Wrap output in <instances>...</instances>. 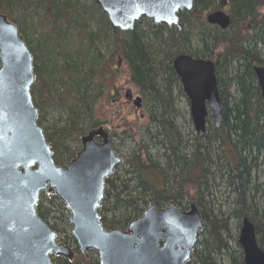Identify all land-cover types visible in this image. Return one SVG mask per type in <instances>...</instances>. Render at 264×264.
I'll return each instance as SVG.
<instances>
[{
    "label": "trees",
    "instance_id": "obj_1",
    "mask_svg": "<svg viewBox=\"0 0 264 264\" xmlns=\"http://www.w3.org/2000/svg\"><path fill=\"white\" fill-rule=\"evenodd\" d=\"M30 7L43 11L40 22L34 17L29 18L26 10ZM94 7L100 28L98 33L89 34L88 17L80 0H0V12L19 23L35 55L37 81L32 94L36 105L39 95L58 101L60 105L65 103L69 113V123L54 133L44 127L53 144L56 162L63 165L75 156L68 139L75 136L81 140L82 131L87 129L85 121L92 115L94 101L99 96L94 90L105 86L104 78L111 73L110 68L117 57H122L129 65L132 81L150 105V120L156 128L151 133V145L160 150V159L153 160L145 144L141 145L138 152L129 156L125 163L129 167L124 174L120 173V166L107 180L100 208L104 226L125 229L129 221L140 216L151 202L164 205L173 199L183 207L185 199H193L201 210L205 228L201 235L204 240L199 241V249L188 264L194 261L196 264H220L218 258L229 253L230 222L229 218H220L212 210L210 213L206 202V197L211 194L212 167L217 163L218 170L225 169L221 173L234 196L236 207L231 217H235L238 229H241L243 218L248 216L264 249V168H261L264 161V105L254 69L256 65H264V0H195L194 9L181 14L182 30L143 18L135 29L123 32L112 27L99 4L94 3ZM17 8L21 9L20 16L16 15ZM219 8L232 16L228 29L207 21V14ZM147 23H150V31L143 29V24ZM48 26L52 28L49 30ZM39 28L45 33L40 32L42 36L35 46L30 31ZM73 28L75 37L90 38L92 43L102 36L109 45V57L96 46L89 70L78 72L66 52ZM195 41L197 46H194ZM57 47L66 52L63 55L65 64L61 65L60 57L54 56ZM182 53L209 58L216 63L224 107L223 126L208 125L205 133L193 137L191 146L184 139L176 118L173 119L175 91L185 96L173 65L174 59ZM62 70L67 88L64 95H59L54 90V82L55 75ZM226 76L229 77L227 83L224 81ZM231 84L235 85V96L225 89ZM45 118L46 114H42L39 123L42 124ZM101 123L95 121L91 127ZM208 123L211 124L210 119ZM54 135L58 138L54 139ZM123 138L125 140L126 135ZM244 150L246 155L242 159ZM57 204L65 207L57 195L43 193L37 210L53 229L61 233L60 221L67 223V220L52 214ZM68 238L74 246L75 259L56 257V264H100L95 252L87 257L79 250L75 239L70 235ZM237 245L240 250L229 255V264H245L244 251L239 242ZM208 247H214L213 251Z\"/></svg>",
    "mask_w": 264,
    "mask_h": 264
},
{
    "label": "water",
    "instance_id": "obj_2",
    "mask_svg": "<svg viewBox=\"0 0 264 264\" xmlns=\"http://www.w3.org/2000/svg\"><path fill=\"white\" fill-rule=\"evenodd\" d=\"M95 1L112 27L123 32L135 29L143 18L182 30V12L195 6V0ZM207 21L228 29L232 16L220 8L209 12ZM173 65L190 101L196 132H206L210 114L221 128L224 107L216 63L182 53ZM254 69L264 105V65ZM36 80L35 55L19 23L0 12V264L75 259L74 248L60 242L57 231L38 214L43 193L61 199L79 250L86 256L96 252L100 264H188L205 228L197 202L191 199L188 209L174 200L165 206L151 202L125 229H107L100 213L106 180L124 159L113 147L110 131L101 125L81 137L82 149L66 166L59 165L39 123L32 94ZM126 96L142 107V97H135L132 89ZM238 242L245 264H264V249L248 216L243 218Z\"/></svg>",
    "mask_w": 264,
    "mask_h": 264
},
{
    "label": "rangeland",
    "instance_id": "obj_3",
    "mask_svg": "<svg viewBox=\"0 0 264 264\" xmlns=\"http://www.w3.org/2000/svg\"><path fill=\"white\" fill-rule=\"evenodd\" d=\"M65 1V0H62ZM73 2L76 0H72ZM94 3L95 0H80V6L83 10L86 11V17H88V24L89 29L88 33H98L100 28V23L97 22V16ZM97 4V3H96ZM26 12L30 17H34L36 22H40V17H42L43 11L37 10L32 7L26 10ZM21 9H16V15L20 16ZM149 20V19H148ZM150 23L143 24V29L146 31H150L149 28ZM52 26H48L50 30ZM43 32V29L39 28L37 31H30V39L33 45L38 44V39L40 36V32ZM72 32L69 33L68 41H69V48L67 49V56L69 58L70 63L75 66L76 70L80 73L86 72L90 68V60L91 56L93 55L94 49L96 46L102 50L106 56L109 57L110 50L109 45L102 36L95 38V42L92 43L90 38L81 39V37H75L74 33L76 32L73 28ZM198 42H194V46H197ZM54 56L60 57V64H65L64 56L66 52L61 51L59 47L53 51ZM50 57V56H49ZM118 60L121 63H118ZM104 72V71H103ZM110 74L108 77H105V86H101L98 89L94 90V92L99 95L97 99L94 101L93 104V113L92 117H87L85 124L87 125V129L82 131L81 137L85 135L91 127L92 123L95 121H101L107 129L111 130L114 133V137L112 140L113 147L115 150L123 157L124 163L120 167V173L124 174V170L128 169V165L125 164L131 155L132 152H138L140 150L141 145L147 147L148 152L152 156L153 160L160 159V150L156 149L155 146L151 145V133L156 131L155 126L152 125L150 120V105L149 103H145L143 108H138L132 103V101L128 100L126 97V91L130 88L132 89L134 95H140V91L137 86L132 81V77L130 74V69L128 63L122 59V57H117L116 63H114L113 67L110 68ZM63 70L59 71L55 76L54 82V90L59 94L62 95L66 90V86L64 84V76ZM226 74V73H225ZM224 81L227 83L229 81V77H225ZM36 83L34 84V87ZM228 94L231 96L236 95L235 85H227L225 86ZM37 95L39 88H36ZM64 95V94H63ZM174 106H175V113L173 114V119L176 118L178 125L180 126L181 133L185 140L189 141L190 146L193 141V137L197 135L191 114H190V101L188 97L182 96L178 91H175L174 95ZM37 104L40 112V116L42 114H46L45 120L42 122L43 127H48L49 133H54L57 128L63 127L69 123V113L65 110V103L60 105L58 101H50L48 99L42 98L38 95ZM39 116V117H40ZM210 121L211 124L208 123L209 126H215V123L212 119L210 114ZM150 128L152 130H150ZM124 131L127 133L124 134ZM127 134L129 137H127ZM116 135V136H115ZM126 135V139L122 140L123 136ZM80 137V138H81ZM58 135H54V139H57ZM124 139V138H123ZM69 147L75 151L76 153L82 149V142L77 137H72L68 139ZM190 149V148H189ZM191 152H193L194 148L191 147ZM75 157V156H74ZM73 157V158H74ZM215 157V156H214ZM216 161L219 162L217 157L214 158ZM70 161H67L64 166H66ZM218 164L216 163L212 167L213 175L211 176V181L209 185V189L211 191L210 194L206 197V202L208 204V211L210 213L211 210L215 214H219L220 218L228 219L230 222V229L231 234L228 238V245H229V253H227L223 257H219L220 264H229L230 258L229 255L231 253H236V251L240 250L237 242L240 235V229H238V221L235 217L232 216V212L236 205L234 204V196L231 193V190L225 184V177H223L221 171L222 169L218 170ZM225 172V169L223 170ZM222 171V172H223ZM155 175V174H154ZM158 177V176H157ZM162 177V176H161ZM154 179H157L154 177ZM264 179L262 178V181ZM261 181V182H262ZM190 199H185L183 202V208H189ZM63 203V202H62ZM64 204V203H63ZM65 206V204H64ZM147 208V207H146ZM56 211H53V215L58 217L65 218L69 215V212L66 207H63L60 204H57L54 208ZM62 232L58 233V239L60 242H65L69 245H72V241L69 240L68 235L72 236L71 230L72 225L67 220V223L60 221L59 225ZM64 230L66 232H64ZM203 232V231H202ZM201 232V235H202ZM208 235V234H207ZM207 237V236H206ZM225 237V238H226ZM67 238V240H66ZM74 238V237H73ZM75 239V238H74ZM204 237H200V241H203ZM198 244V249H199ZM212 250L214 247H208ZM213 251V250H212ZM96 253V252H95ZM91 255L92 251L90 252ZM95 255L98 256L96 253ZM192 264H196L195 261Z\"/></svg>",
    "mask_w": 264,
    "mask_h": 264
},
{
    "label": "flooded vegetation",
    "instance_id": "obj_4",
    "mask_svg": "<svg viewBox=\"0 0 264 264\" xmlns=\"http://www.w3.org/2000/svg\"><path fill=\"white\" fill-rule=\"evenodd\" d=\"M119 63H121V61L119 60ZM126 93H127V91H126ZM135 96V95H134ZM137 96V95H136ZM135 96V97H136ZM140 96L142 97V107H140V108H143L144 107V105H145V103H146V101H145V99H144V97H143V95L140 93ZM127 97V96H126ZM128 98V97H127ZM128 100H130V101H132V103H134V105H135V102H134V98L133 99H130V98H128ZM136 106V105H135ZM137 107V106H136ZM101 125H103L102 123L101 124H99L98 126H96V127H93L92 129H96V128H98L99 126H101ZM106 127V126H105ZM91 129V130H92ZM109 130V129H108ZM90 131V130H89ZM88 131V132H89ZM110 131V140H111V142H112V140H113V137H114V133H112V131L111 130H109ZM116 136V135H115ZM48 139V138H47ZM97 140L98 141H102V139L100 138V137H98L97 138ZM49 141V140H48ZM50 142V141H49ZM51 143V142H50ZM112 145H113V143H112ZM114 146V145H113ZM54 149V148H53ZM244 155H246V151L244 150L243 151V156H242V159H243V157H244ZM75 156H76V154H75ZM54 157H55V152H54ZM123 158V157H122ZM73 159V158H72ZM56 160V159H55ZM124 163V162H123ZM122 163V164H123ZM243 163H245L244 161H243ZM122 164L121 165H119L118 167H117V169L120 167V166H122ZM261 164H263L262 165V167L261 168H264V161L261 163ZM59 165H62V164H59ZM258 172H259V169H258ZM262 172H264V171H262ZM264 174V173H263ZM114 175V174H113ZM112 177V176H111ZM111 177H109V178H111ZM108 178V179H109ZM107 179V180H108ZM107 180H106V188H107ZM260 180V179H259ZM262 184H264V182H262ZM105 192H106V190H105ZM48 195V194H47ZM50 195H55V194H50ZM42 196V195H41ZM173 200V199H172ZM191 200V199H190ZM175 201V200H174ZM169 202V201H168ZM168 202L166 203V204H164V205H160V206H165V205H167L168 204ZM178 203V202H177ZM179 204V203H178ZM180 205V204H179ZM181 206V205H180ZM66 207V206H65ZM182 207V206H181ZM183 208V207H182ZM183 209H186V208H183ZM55 230V229H54ZM58 233V232H57ZM88 257V256H87ZM74 261V260H73Z\"/></svg>",
    "mask_w": 264,
    "mask_h": 264
}]
</instances>
